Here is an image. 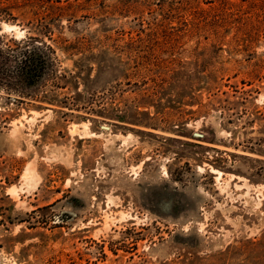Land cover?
Returning <instances> with one entry per match:
<instances>
[{
	"label": "rangeland",
	"instance_id": "1",
	"mask_svg": "<svg viewBox=\"0 0 264 264\" xmlns=\"http://www.w3.org/2000/svg\"><path fill=\"white\" fill-rule=\"evenodd\" d=\"M0 264H264V0H0Z\"/></svg>",
	"mask_w": 264,
	"mask_h": 264
},
{
	"label": "trees",
	"instance_id": "2",
	"mask_svg": "<svg viewBox=\"0 0 264 264\" xmlns=\"http://www.w3.org/2000/svg\"><path fill=\"white\" fill-rule=\"evenodd\" d=\"M134 1H136V5H138L139 7L149 6V3L151 2V0H134Z\"/></svg>",
	"mask_w": 264,
	"mask_h": 264
}]
</instances>
